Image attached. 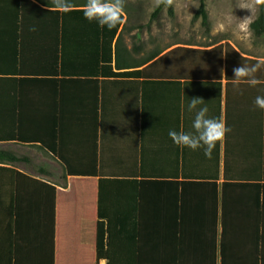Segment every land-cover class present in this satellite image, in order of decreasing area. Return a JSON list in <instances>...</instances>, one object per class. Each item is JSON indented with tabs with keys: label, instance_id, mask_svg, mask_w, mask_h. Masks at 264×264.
Listing matches in <instances>:
<instances>
[{
	"label": "crops",
	"instance_id": "0c3cea01",
	"mask_svg": "<svg viewBox=\"0 0 264 264\" xmlns=\"http://www.w3.org/2000/svg\"><path fill=\"white\" fill-rule=\"evenodd\" d=\"M31 1L39 9L0 0V264L10 263L11 237L13 263L48 264L52 238L53 264H107L96 256L99 206L116 263L144 264L150 259L142 256L152 255V264H195L193 256L213 255L221 264L222 252L264 255V110L254 103L264 84L236 86L233 71L227 81L224 68V77L195 69L186 53L154 64L178 48L226 42L247 56L225 39L147 50L139 24L129 26L125 16L118 69L117 37L109 46L83 14ZM257 78L264 80V69ZM193 98L231 129L211 159L169 137L194 131Z\"/></svg>",
	"mask_w": 264,
	"mask_h": 264
},
{
	"label": "rangeland",
	"instance_id": "374dc122",
	"mask_svg": "<svg viewBox=\"0 0 264 264\" xmlns=\"http://www.w3.org/2000/svg\"><path fill=\"white\" fill-rule=\"evenodd\" d=\"M204 2L208 14V32L201 26L199 19H193L199 6L198 0H174L172 16L164 8L155 19L151 17L155 9L154 0H125L124 11L128 25L139 24L140 37L144 38L147 50L156 48L165 52L175 44L186 43L206 47L225 39L247 57L264 58V37L256 38L249 29L257 16L259 4L254 0Z\"/></svg>",
	"mask_w": 264,
	"mask_h": 264
},
{
	"label": "trees",
	"instance_id": "16d2710c",
	"mask_svg": "<svg viewBox=\"0 0 264 264\" xmlns=\"http://www.w3.org/2000/svg\"><path fill=\"white\" fill-rule=\"evenodd\" d=\"M12 1H14L18 6L23 7L24 5L29 4V5H32L36 8H38L36 5H34V3H32L31 0H12ZM33 1H35L39 4L41 3V1H39V0H33ZM198 1H199V6H198V9H197L193 19L194 20L199 19L201 21V24H202L201 26H203L205 28L206 32H208L209 31L208 14L206 11L205 2H204V0H198ZM72 3L74 5L73 8H78V9H72L68 13L83 14L82 7L86 2H80V1L76 2V1L72 0ZM79 8H81V9H79ZM164 8H166L168 14L170 16H172L173 7L172 6L166 7L164 5H161L160 7H155V9L151 15L152 19H155L161 13V11ZM121 26H122V24L118 25L117 28H115L111 31H109L106 27H104V28L100 27V32L104 36V38L107 40L109 46L111 45V42H113L115 40V38L117 37V34H118ZM123 28H124V26L122 27V29ZM249 29L252 32L253 36H255L256 38L264 37V3L259 4L257 16L250 23ZM121 38H122V36H121V34H119L118 37L116 38V41H115V58H114V60H115V66L118 69H121V64H120V59H119V57H120L119 56V53H120L119 43H120ZM212 46H214V44H212V43L206 45V47H212ZM177 53L178 54H182V53L185 54L186 53L188 55H191L192 60L194 62L195 69H200V70L217 69V70H219V73L221 74V70L224 68L227 81L230 80L229 74L231 71H233L234 68H236L242 64L243 65H253L257 62L256 60H252L250 58L240 56V54L237 53L235 51V49L230 44H228L226 42L224 45L215 46L210 50H186V49L178 48V49H175V50L168 52L167 54H165L164 56L159 58L154 64L159 65L161 63H164V62L168 61V59H170V57L172 55H175ZM158 55H159V52H156V53L150 55V57L146 58L145 62L146 63L150 62L151 60L156 58ZM262 69H264V68H262ZM261 80H263V79H261ZM18 128H19V133L17 135V138H18L19 142H25L26 139H24L20 135L21 127H18ZM32 129H34V127H32ZM32 142L42 144V140L38 137H34ZM11 160H12V162H20L22 159H20V158L17 159L15 157H12ZM13 176H15V175H13ZM21 177H23V175L17 174V178H21ZM99 188H100V183H99ZM50 190L52 191V193H51V199H50V203H49V218H50L51 231H53L54 190H53V188H50ZM245 209L247 212L249 211V207L246 206ZM14 210H15L14 205H10V217H12V215L14 214ZM98 217H99V223H98V227H97V248H96L97 260L105 259L107 261V264H121V263H116V260H117L116 257H118V256L115 254H112L110 252L109 229H105V224L102 221V220H104V217L101 213L100 206H99V211H98ZM246 228H248V226ZM10 239L11 240H10V246H9V260H10L9 264H17V262L13 263V260L16 261L15 239H14V237L13 238L11 237ZM193 257L197 258V260H198V262H196L195 264H217V262L215 260V256H213V255H211L210 257L209 256L205 257L204 259H203L204 256H202V255H197V256H193ZM236 257L239 260H242L245 264H262L264 255L261 252H256V253H240L239 255L235 256V255H232L229 253L222 252V253H220L221 264H233L232 260ZM142 258H145V260L150 259V261H147L144 264H152V258H153L152 255H143ZM153 263L155 264V262H153ZM48 264H53V239L52 238L50 239V250H49Z\"/></svg>",
	"mask_w": 264,
	"mask_h": 264
},
{
	"label": "clouds",
	"instance_id": "9594fccd",
	"mask_svg": "<svg viewBox=\"0 0 264 264\" xmlns=\"http://www.w3.org/2000/svg\"><path fill=\"white\" fill-rule=\"evenodd\" d=\"M256 4L264 3V0H254ZM174 0H154L155 7L164 5L172 6ZM72 0H51L50 11L68 13L73 9ZM125 0H86L82 7L83 16L89 22H96L101 28L106 27L109 31L124 23L125 19ZM32 31H36L35 28ZM264 68V58L259 59L253 65H240L233 69L234 85L239 86L245 83L255 87L264 84V80L257 78V73ZM224 70H221V76L224 77ZM255 106L264 110V96L255 98ZM203 105V107H200ZM188 111L195 112V118L192 124L194 131L185 132L180 130L169 131V137L179 147H187L192 150L203 149L204 155L212 158V153L217 144L222 142L226 134L231 131L226 126V122L221 119L208 116V107L202 98H193L188 104Z\"/></svg>",
	"mask_w": 264,
	"mask_h": 264
}]
</instances>
